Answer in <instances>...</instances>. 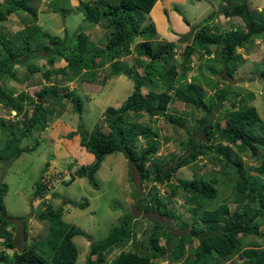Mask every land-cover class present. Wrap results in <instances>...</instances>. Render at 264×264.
<instances>
[{
  "label": "trees",
  "instance_id": "1",
  "mask_svg": "<svg viewBox=\"0 0 264 264\" xmlns=\"http://www.w3.org/2000/svg\"><path fill=\"white\" fill-rule=\"evenodd\" d=\"M157 1L95 0L91 4L78 2L84 19L105 29L107 40L102 48H95L82 32L75 36L73 44H68L65 36L60 39L40 33L35 26V10L28 5L27 0H7L0 3V23L6 22L10 15L18 12L27 14L33 23L31 27L29 24L28 28L25 27L19 32L20 40L17 44L0 32V81L14 79L18 84L29 83L32 74H38L39 85L43 80L48 81L51 76L61 72L63 74L61 80L72 82L81 74L92 73V70L108 63L113 68L110 78L122 73L132 82V92L117 108L104 109L102 120L107 129L106 133L95 132L87 135L79 123L74 130L67 131L65 139L70 140L77 136L78 139L71 141H74L78 149L89 153L93 159L90 166L80 167L74 171V175L76 178H86L89 185L96 189L93 174L98 170L100 163L105 156L120 153L133 167L139 181L145 183L151 181L169 188V191H166L168 203L169 197L175 196V186L179 187L190 223L189 226L185 221L180 223L183 232L176 239L161 222L150 218L152 227L149 231L150 244L148 242L145 244L146 254L139 256L131 251H119L107 263L105 256L111 250L123 248L129 243L131 216L128 213L124 214L105 237L89 245L84 264H154V261L159 259L166 260L168 264H223L233 256L240 262L234 261L231 264H264V245L244 243L247 236H256L264 240V233L258 231V228L264 225V123L253 106L241 104V101L230 103L229 110H224L223 126L215 123L208 117L215 104H211L209 109L210 102L203 99L200 94L201 88L185 80L190 57L193 54L198 57L210 55L211 47L216 49L212 59L218 57L225 72L231 76L241 62L240 56L235 54V49H247L246 45H251L255 40H260L264 45V23L254 20L245 0H236L233 3L229 2L230 0H223L228 1L229 5L219 7L222 16L225 19L237 17L245 31L209 33V24L205 22L192 27L189 41L183 42L182 38L179 39V43L185 44L176 68L172 62L174 44L159 43L153 38L142 37L146 34V29L141 28L144 15L150 13ZM51 2L52 6H55V0ZM54 10L60 14L66 12L62 8ZM148 31L151 35L152 31L150 29ZM140 36L143 39L134 45V53L144 57L147 62L139 74L132 68L124 67L120 58L130 54L129 45ZM41 40L45 41L42 43ZM36 53L39 55H35ZM35 58L42 59L44 65L39 67L29 63ZM55 60L63 61L64 67L57 71L53 70ZM17 65H24L28 75L17 78L14 71ZM260 79L264 88V71ZM107 80L103 79L102 84L105 85ZM146 85L149 87L147 90L144 89ZM189 90L195 94H189L187 92ZM214 93L220 102L226 98L223 89H216ZM33 95L35 101L32 102L30 110H27L24 102H30V96L24 91H19L15 95L11 90L3 88L0 83V105L9 112H14V116H21L23 127L20 129L14 124V127L6 128L0 117V130L5 135L0 146L2 163H11L25 151L20 147L21 139L29 137L34 130L45 129L47 116L54 112V108L46 109L45 104L57 105L60 99H65L73 106L74 112L80 115L81 105L78 97L64 87L54 84L49 87L41 86ZM262 98L264 105V90ZM173 101L200 111L202 116L194 122L191 132L184 130L187 137L184 141L178 142L183 149L182 155L172 163H158L154 157L157 143L153 141L155 134L152 128L131 120L129 113L144 114L149 118L161 117L165 115L168 104ZM179 121L177 117H169L172 124L180 125ZM137 137L143 140L146 147L135 156L133 151ZM210 145L216 147L213 153ZM258 150L262 152L259 154ZM209 154L219 163L218 169L210 172L209 178L192 174L189 181L178 184L176 180L175 185H171L174 174L179 169L194 163L197 157H206ZM244 156L259 161L256 167L257 174L261 175L259 180L246 173L242 161ZM146 162H150L149 167H146ZM35 185L33 197H41L44 192L42 186L39 182ZM6 189V185L1 183L0 245L11 250V254L6 256L0 251V263L74 264L77 250L70 239L81 234L62 221L60 209H52L49 204H46L44 212H40L36 217L39 222H46V236L40 241L27 238L26 220L22 219L21 235L18 239L21 249L16 250L13 239L16 231L12 234L8 228L7 219L10 217L7 216L2 203ZM147 197L148 203L143 204V212L170 221L179 219L175 210L158 198L156 192L149 193ZM134 198L138 201L142 199L135 194ZM67 202L80 210L87 207V202L81 204L70 200ZM229 205L234 206L232 211H229ZM159 239H163L165 244L159 246ZM192 240L196 241L194 247L191 246ZM187 245L189 247L184 250Z\"/></svg>",
  "mask_w": 264,
  "mask_h": 264
},
{
  "label": "rangeland",
  "instance_id": "2",
  "mask_svg": "<svg viewBox=\"0 0 264 264\" xmlns=\"http://www.w3.org/2000/svg\"><path fill=\"white\" fill-rule=\"evenodd\" d=\"M6 1L0 0V3ZM94 1L55 0V6H52L51 0H27V3L35 10V26L38 27L40 33L60 39L65 36L68 44H73L75 36L82 32L95 48H102L107 40L105 29L98 24L93 25L87 22L78 4V2L91 4ZM235 1L230 0L229 2ZM229 2L223 0H158L150 13L144 15L141 28L146 29V34L142 37L153 38L159 43L174 44L172 62L177 68L180 52L185 44L179 43V39L182 38L183 42L189 41L192 27L205 22V24H209V33H222L228 30L245 31L243 24L237 17L225 19L222 16L219 7L229 5ZM245 2L252 11L254 20L264 23V0H245ZM58 8L65 9L66 12L64 14L54 12V9ZM28 25L31 27L33 23L27 14L13 13L6 22L0 23V32L17 44L20 40L19 32ZM149 29L152 31L151 35ZM142 37L135 38L133 43L129 45L130 54L125 58H120L124 67L132 68L139 74L147 60L134 53V45L142 40ZM44 41L41 40L42 43ZM246 46H248L247 49H235V54L240 56L241 62L235 72L231 74L232 79L237 81L233 85H228L219 80L218 74L224 67L218 57L215 56L217 59H212L216 51L213 47L210 48V55L198 57L193 54L190 57L189 71L185 75V80L187 83L191 82L201 88L200 94L203 99L205 102H210L208 104L209 109L211 104H215L208 117L221 126L224 125L222 116L224 110H229L230 103L235 104L238 101H241V104L253 106L264 123L262 98L264 88L260 79V75L264 71V45L260 40H256L251 45ZM35 55H39V53ZM97 61L99 60L97 59ZM29 63L39 67L44 65V61L39 58L32 59ZM64 65L63 61L55 60L52 69L57 71ZM112 69L111 65L106 63L92 70V73L81 74L78 79L72 82L61 80V76H63L61 72H58L56 76H51L48 81L43 80L39 85H37L38 74H32L29 83L18 84L14 79L0 81L2 87L11 90L13 94L16 95L17 92L24 91L30 96V102H24L27 110H30L32 102L35 101L33 93L41 86L49 87L52 84L73 91L81 105V112L78 115L68 100L60 99L57 105L45 104L47 105L45 106L46 109L54 108V112L47 116L45 129L42 131L34 130L29 137L21 139L20 147L25 151L17 159L9 164L0 162V184H5L7 188L2 203L7 216L10 217L7 219L8 228L12 234L16 231L13 239L17 251L21 249L18 239L21 235L22 219L26 220L27 238L40 241L46 236V222H39L36 219L40 212H44L46 204H49L52 209H60L62 221L77 231L78 234H81L70 239L77 250L74 264H84L89 245L92 242L97 243L105 237L110 228L117 225L119 218L127 213L131 216L129 243L123 248L111 250L105 256L107 263L119 251H131L139 256L146 254L145 244L150 239L149 231L152 227L150 218L161 222L176 239L183 232L180 223L185 221L189 226L190 217L185 213L186 205L180 188L175 186V196L169 197L170 203H168L166 191L168 192L169 188L159 186L151 181L149 183L139 181L133 167L120 153L104 157L98 170L93 174L97 184L96 189L89 185L86 178H76L74 175V171L80 167L90 166L93 159L89 153L83 149H78L74 145V141H71L76 140L77 136L70 140L65 139L67 131L74 130L79 123L87 135L95 132L106 133L107 129L102 120L104 109L106 107L117 108L132 92V82L122 73L115 78H110ZM14 71L17 78H24L28 75L24 65L15 66ZM103 79H108L106 82L104 81L105 85L102 84ZM144 89L147 90L149 87L146 85ZM216 89H223V93L226 94L223 102L218 101L217 94L214 93ZM187 92L195 94L192 90ZM200 116H202L200 111L178 101L169 103L165 115L161 117L149 118L144 114L129 113L131 120L152 128L155 134L153 141L157 143V152L154 157L158 163L166 164L172 163L182 155L183 149L178 142L186 139L187 135L184 130L191 132L194 122ZM0 117L3 126L6 128L14 127V124L20 129L23 128L22 117L12 116L8 109L1 105ZM169 117L180 119L181 126L170 123ZM4 137V133L0 130V146ZM145 147L143 140L137 137L133 154L137 156ZM215 148L214 145H210L211 153L214 152ZM260 151L258 150L259 154ZM242 161L246 173L259 180L261 175L256 172L259 161L249 156H244ZM218 164L213 155L199 156L194 163L179 169L174 174L171 185H175L176 180L178 184L189 181L192 174L209 178L210 172L218 169ZM149 165L150 162H146V167ZM36 182L41 184L44 191L41 197H33ZM153 192H156L157 197L163 200L168 207L175 210L179 219L170 221L142 211L143 204L148 203L147 195ZM134 194L142 199L138 201L134 198ZM52 195L56 197L53 198ZM67 200L76 204L87 202V207L83 210L77 209L70 205ZM233 208V205H229V211H232ZM258 231L264 233V225L260 226ZM250 242L257 243L259 246L264 245V240L256 236L244 238V243ZM164 244L165 241L159 239L158 245ZM191 246H196V241L193 242L192 240ZM188 247V245L185 246L184 250ZM0 251H3L6 256L11 254V250L4 249L1 245ZM234 261L240 262L233 256L225 260L223 264H231ZM154 264L168 263L166 260L159 259L154 261Z\"/></svg>",
  "mask_w": 264,
  "mask_h": 264
},
{
  "label": "water",
  "instance_id": "3",
  "mask_svg": "<svg viewBox=\"0 0 264 264\" xmlns=\"http://www.w3.org/2000/svg\"><path fill=\"white\" fill-rule=\"evenodd\" d=\"M218 78L228 85H233L237 82L236 80L232 79V77L229 76L224 69L220 71V73L218 74ZM148 243L150 244V239L148 240Z\"/></svg>",
  "mask_w": 264,
  "mask_h": 264
},
{
  "label": "clouds",
  "instance_id": "4",
  "mask_svg": "<svg viewBox=\"0 0 264 264\" xmlns=\"http://www.w3.org/2000/svg\"><path fill=\"white\" fill-rule=\"evenodd\" d=\"M256 41V40H255ZM230 76V75H229ZM232 77V76H231ZM225 83V82H224ZM12 114V116H14V112H10ZM32 133V132H31ZM23 139H26V138H23ZM22 139V140H23ZM22 148V147H21Z\"/></svg>",
  "mask_w": 264,
  "mask_h": 264
}]
</instances>
